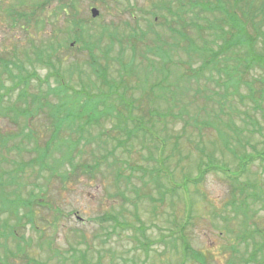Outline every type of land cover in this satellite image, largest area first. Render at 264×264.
Returning a JSON list of instances; mask_svg holds the SVG:
<instances>
[{
    "label": "rangeland",
    "instance_id": "obj_1",
    "mask_svg": "<svg viewBox=\"0 0 264 264\" xmlns=\"http://www.w3.org/2000/svg\"><path fill=\"white\" fill-rule=\"evenodd\" d=\"M233 5L234 0H0V59L22 64L13 67L14 75L35 71L43 79L52 67L45 64L46 53L38 61L37 51L49 52V45L68 39L66 47L56 50L60 64L52 57V66L62 73L72 67V78H66L70 86L96 92L93 85L99 82L90 72L87 50L82 43L71 42L75 33L69 27L75 14L100 41L94 53L100 56L107 51L109 79L118 81L124 74L121 62L134 72L132 77H140L130 79L126 92L121 89L119 95L136 100L139 110L133 115L144 116L149 131L143 133L132 122L126 134L112 131L118 120L111 117L87 126L84 118L64 124L60 137L76 143L73 170L67 162L57 163L64 146L60 150L51 146L47 159L37 163L44 142L54 134L47 118L40 114L27 125L23 117L11 113L0 117V140L5 142H0V160L6 159L0 168L12 175H5L2 181L7 183L0 186V244L5 243L4 224L13 226L16 221L3 199L20 197L19 215L25 225L17 230L22 237L9 236L7 249L15 252L20 244L28 257L45 264H82L83 259L88 264H180L181 254L175 252L180 248L172 247V238L188 215L187 239L194 249L210 254L208 264H226L233 254L241 263L259 247L264 239V160L257 157L264 148V68L255 65L245 71V60L239 64L238 57L244 58L246 49L234 48L196 76L191 70L198 72L211 56L204 59L188 50L190 45L211 51L226 46L228 42L214 39L220 30L212 27L220 25L231 10L242 18ZM243 5L238 6L245 10ZM91 9L98 11L96 18L91 17ZM260 30L264 33L263 22ZM247 31L252 33L249 23ZM133 34L138 39H130ZM262 39L255 45L259 55H264ZM69 43L73 44L70 50ZM157 46L166 51L165 61L154 53ZM159 67L164 75H148L146 87L162 84L166 90H154L147 100L143 77ZM0 78L7 89L18 82L6 74ZM49 83L54 86L55 79ZM38 85L31 79L29 91L46 90L44 84ZM20 88L0 89L5 92L4 104L21 106ZM244 155L252 160L234 196H241L237 190L244 187L246 217L254 216L255 224L253 218L244 223V209L231 203L230 181L221 172L210 171L197 187L182 188L183 177H194L199 164L212 161L236 172ZM64 173L66 181L61 179ZM188 201L193 204L190 213L185 211ZM28 209L34 210L36 228L25 223ZM255 229L262 232L255 234ZM5 250L1 245L0 259ZM13 259L7 264L27 263L23 256Z\"/></svg>",
    "mask_w": 264,
    "mask_h": 264
},
{
    "label": "trees",
    "instance_id": "obj_2",
    "mask_svg": "<svg viewBox=\"0 0 264 264\" xmlns=\"http://www.w3.org/2000/svg\"><path fill=\"white\" fill-rule=\"evenodd\" d=\"M255 0H234V5L233 9H238L239 12L241 13V17L237 15V13L234 10L229 11V13H226L225 18L221 21L220 25L218 26H213L212 28H216L220 30V33L214 36V39H222L224 42H228L226 46L224 47H218L217 51H211L208 50L207 48L205 49H199V48H194V45L188 46V50L191 51L190 53L194 54H201L204 55V59L207 57L209 54L211 56L210 60H206L203 63V66L197 71L191 70V72L195 73L197 76L200 73V70H204L207 68V66L211 65L214 61L218 60L219 57L227 51H231L234 48H245L246 53L244 58L238 57L239 59V64L243 63L242 61L245 60L244 63V70L248 71L255 65L263 66L264 68V55H259L255 52V45L260 37H262L264 40V33L261 32L260 30V24L263 22L264 23V1L262 5L256 6L254 5ZM240 2H243V9H240L238 6ZM45 4V1L41 4L43 6ZM73 20L70 23V29L69 30H74L73 32L75 33L74 37L72 38L74 45L77 43H82L86 50L87 54L89 56L86 61L88 62V66L90 69V72L94 75L95 79L99 82V86L93 85V87L96 89V92L90 93L89 90L85 89L86 87L82 86L81 88L75 90L73 89L69 81H66L67 77L70 80L73 76L72 72V67L66 70V72H61V70L57 69L52 66L51 64V59L52 57H55L58 64H60L61 57L56 54L57 48H62V46L66 47L65 42L68 41L62 40L61 42L57 43L56 45H49L48 50L49 52L45 51H37V58L38 61L43 60V56L46 53V61L45 64L52 67V71L48 72L47 75L41 79L35 71H32V73H26L25 76L21 75L20 73L14 75L12 72L13 67L14 68H22V64L20 62L15 63L14 61L11 60H4L0 59V67L2 68V73L0 74H6L7 77L10 79L14 80L15 77H17L16 83L13 84L12 87L9 89L5 88L2 79L0 78V89H5L9 90V92L12 90L17 89L18 87L20 88V92L17 96V101L19 102L18 104H21V106L16 105L14 102L9 103L7 102L4 104V94L5 92H0V117L6 118V116H9V113L14 114L16 118L23 117L27 125L31 123L33 119H35L36 116L42 115L44 118H47L48 121L51 122V126L54 129V134L44 142L46 145L45 149L41 151L39 157L36 159L37 163H43L47 157L48 153L50 152V147L54 146V150H60L62 146L66 148L64 154L60 157V159L57 160L58 165L63 166L65 162H67L73 170H75L76 165L73 163L74 158L72 157L73 150L75 148L76 143H68L65 139H62L59 135V132L61 131L62 127L64 124L67 123H73L74 121L85 119L86 121V126L91 125V124H100V121L102 118H115L118 120V123L116 126L111 129L116 130L118 129V132H123L126 134V131H128V124L130 122L134 123L136 125V129L142 130L143 133H148V129L145 128V125L143 124V117L144 116H137L133 115L134 111L139 110L138 107H136V100L133 98H127L125 97V94L119 95V91L123 89V92H126L127 90V82L130 79H135V80H140V77H132L131 74L134 72H131L132 70L129 68L125 69L124 65L121 62V71L124 73L123 75L120 74V78L118 81H115L113 79L108 78V73H107V67L106 63L108 61L107 58V51L101 52L103 55H96L94 52L95 50L99 49V43L98 37L95 38L93 37V34H90L88 29L85 26V21H82L81 19H77L75 17V14L72 15ZM251 25L252 28V33H249L247 31V25L248 23ZM226 25L228 28L223 29L222 25ZM104 29L103 27H101ZM100 28V29H101ZM90 30V29H89ZM100 34L104 35L103 31L100 30ZM144 34V33H143ZM86 37V40L84 39ZM137 34H133L129 36L130 39L136 38ZM179 37L181 41H185L186 37L184 34L179 33ZM61 43V44H60ZM214 44V42H213ZM70 43L67 46V48L70 50ZM79 49V48H78ZM133 50V55H135L134 48ZM187 50V49H186ZM185 51V50H184ZM146 52H151L149 49L146 50ZM155 54L163 55L161 58L163 61L166 59V51H163L160 46H157L156 51L154 52ZM189 53V52H187ZM145 54V53H144ZM142 58L147 57L144 55ZM103 61L104 63H101L100 61ZM149 66H152L153 62L148 60ZM132 62V61H131ZM239 64L237 65L236 68H239ZM189 66V64H186ZM21 70V69H20ZM164 69L163 67L159 68H152L145 73V77H143V83H141L142 91L143 93L146 92L145 98L149 100L148 96L151 94L152 96L154 95V90H166L165 87L162 86V84L155 85H149L146 87L147 80L149 79L148 75H152L153 72L159 73L160 75H164L163 73ZM77 72H80V69H77ZM190 72L187 71V74ZM238 70H235L234 73H231L230 76L234 75L237 73ZM189 75H187L188 77ZM191 75L190 77H192ZM54 78L55 79V85H51L49 83V79ZM35 79L39 83V85H45L46 90L39 89V92H33L31 93L29 91V84L30 80ZM146 79V81H145ZM163 79H166V75L163 77ZM238 82V81H237ZM239 83V82H238ZM38 85V86H39ZM85 85V84H84ZM86 86V85H85ZM88 86V85H87ZM106 89V91H105ZM9 100V99H8ZM56 102H55V101ZM21 102V103H20ZM126 113V115L124 114ZM84 128L81 129V132ZM109 132V130L107 131ZM106 132V133H107ZM104 134V133H103ZM31 136H29L27 139L32 140ZM0 142H4V139H1ZM5 143V142H4ZM3 145V144H2ZM225 148L228 149L226 143L224 144ZM236 156V154H234ZM257 157L260 158L261 160H264V148L263 151L257 154ZM4 157H1L2 160L0 162H4L3 159ZM252 157L250 155H244L239 159V166L238 170L236 172H230L229 169L223 167V166H216L213 164L211 161L209 164H199L197 167V173L194 177H191L190 175H185L182 180V188L187 190L190 186L191 187H197L199 184L202 183L203 179L205 176L210 172V171H217L221 172L224 176L227 177V179L230 181V193L232 196V201L231 203L233 205L239 206V208L244 209L242 211L243 216L246 217V213L248 212V205H247V200L246 197L243 196L244 192V187L239 188L237 191L240 192L239 197L235 198L234 193L236 191V184L239 182L240 177L245 174L246 172V166L251 162ZM85 168H88L85 166ZM22 170V169H21ZM0 186H5L7 181H2V179H5V175L7 177H12L11 173H8L7 171L3 170L2 167L0 168ZM55 171V169H54ZM71 171V170H70ZM69 171V172H70ZM17 172V169H16ZM15 172V173H16ZM14 177V176H13ZM120 177V175L117 176V178ZM61 179L63 181H66L68 179L67 173H64L61 175ZM5 182V183H4ZM6 196L3 194V197ZM3 202L7 206V211L9 214L16 218V221L14 225H7L4 224V229L5 232L4 234V244L2 245L6 250L3 251V257L0 259V264H7V260L9 258H17L19 256H23L24 259L27 260V263L25 264H45L41 263L37 260H35L32 257H28L26 252L23 251L22 246L20 244H17L16 246V251H9L6 246V241L7 238L13 237V238H20L22 236H18V230L17 226L22 227L25 224L22 223V215H19V209L23 205V202L20 197H14V198H4ZM192 202L188 201L187 205L185 207V211L187 213L191 212L192 209ZM264 207V205H263ZM31 208V206H30ZM34 210L33 209H28L27 211V216L28 218L26 219L25 223L30 225L31 228H36L34 224ZM253 218V223L255 224V218L254 216L250 217L247 214L246 221L244 222L247 224L250 220ZM190 219V215L187 216V219L183 222V224L180 227H177V232L178 235L177 237L172 238V247L174 249H177L178 246L180 248V251H175L176 253L181 254V262L180 264H208L209 263V258L210 254H206L203 251H198L194 249L191 244L189 243L187 236H186V228L188 225V220ZM252 222V221H251ZM8 229V230H7ZM262 231L259 229H255L253 233L258 234L261 233ZM255 251H252L247 259L241 258L240 262L241 263H236L237 257H231L230 260L226 262V264H248V263H254V264H262L263 263V257H264V239L262 243L257 244ZM235 253V251H232ZM257 256L260 258L257 259ZM13 259V260H14ZM260 260L259 262H257ZM82 264H88L86 263L85 259H83Z\"/></svg>",
    "mask_w": 264,
    "mask_h": 264
},
{
    "label": "water",
    "instance_id": "obj_3",
    "mask_svg": "<svg viewBox=\"0 0 264 264\" xmlns=\"http://www.w3.org/2000/svg\"><path fill=\"white\" fill-rule=\"evenodd\" d=\"M90 13H91V17L92 18H96L98 16V11L96 9H91L90 10ZM73 44H71L72 46Z\"/></svg>",
    "mask_w": 264,
    "mask_h": 264
}]
</instances>
